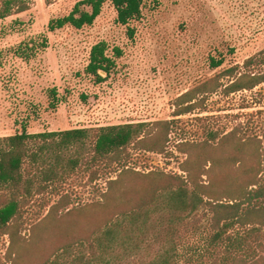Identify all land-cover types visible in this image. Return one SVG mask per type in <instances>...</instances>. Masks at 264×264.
Instances as JSON below:
<instances>
[{
  "label": "rangeland",
  "instance_id": "374dc122",
  "mask_svg": "<svg viewBox=\"0 0 264 264\" xmlns=\"http://www.w3.org/2000/svg\"><path fill=\"white\" fill-rule=\"evenodd\" d=\"M78 1L30 0L28 10L0 20V136L20 132L24 125L29 133H37L139 122L147 123L146 131L156 136L161 127L155 124L166 120L171 124L164 152L133 143L124 156L126 168L186 177L183 167L188 154L180 148H191V158L199 157L205 169L209 158L216 161L209 171L193 172L196 177L227 182L239 173L235 144L241 140L239 155L248 164L256 149L261 153L259 175L264 177V82L252 89L224 91L234 79L224 75L231 66H239L238 75L264 73V63L243 67L247 58L264 50V0H146L140 18L128 26L116 22V11L106 2L91 25L49 32L48 21L68 14ZM42 36L48 47L34 57L23 60L14 55L13 48L21 41ZM100 41L107 44L109 55H116L115 48L121 54L114 58L109 76L98 82L86 67L91 47ZM210 56H223L224 62L211 68ZM99 74L105 76L102 71ZM215 76H219L218 88L197 92L191 102L198 103L194 109L176 116L177 109L188 104L181 103V95ZM51 89L62 99L55 107L50 104ZM212 133L216 135L212 143L218 148L211 154L197 149ZM229 133L234 139L221 141ZM184 142L195 146H181ZM119 172L105 162L81 165L69 177L34 195L22 209L18 227L22 242H32L36 225L50 231L76 221L78 234L99 225L107 215L99 204L113 205L112 196L118 191L109 189L108 181ZM144 184L143 177L127 173L120 186L131 190ZM140 225L144 229L143 234L136 231L140 246L123 256V264L155 257L170 245L176 249L173 264H212L222 255L223 242L212 241L216 229L205 206L181 221L171 222L162 212ZM238 230L237 226L229 228L227 234ZM9 245L8 234L1 235L0 264H10ZM79 253L85 259L92 257L85 243L73 247L64 263L72 264Z\"/></svg>",
  "mask_w": 264,
  "mask_h": 264
},
{
  "label": "trees",
  "instance_id": "16d2710c",
  "mask_svg": "<svg viewBox=\"0 0 264 264\" xmlns=\"http://www.w3.org/2000/svg\"><path fill=\"white\" fill-rule=\"evenodd\" d=\"M145 1L80 0L68 14L51 18L47 23V30L53 32L65 26L80 29L91 25L106 2L114 7L116 22L128 26L131 20L140 18ZM29 5L30 0H0V20L28 10ZM128 30L129 35L133 36V29L128 27ZM47 47L48 40L42 36L36 40L21 41L13 48V53L23 60H29ZM114 50L116 55H109L104 41L91 47L86 72L98 82L105 80L115 66L114 58L121 51L118 48ZM263 55L264 50L247 58L243 67L264 63ZM208 61L211 68H217L224 62V57L210 56ZM238 69L239 66L234 65L224 71V75L234 77L225 87L226 93L252 89L264 82V73L248 71L238 75ZM100 71L105 73L104 77L99 74ZM218 86L219 76H215L181 95V103L188 104L178 107L175 115L194 109L198 103L191 102L197 92H212ZM50 98L52 107L62 100L55 89L50 90ZM170 124L171 121H158L155 125L161 127V131L156 136L146 131L148 124L143 122L37 133H29L24 125L20 132L0 136V236L8 234L10 238L7 251L10 264H65L64 257L69 255L72 248L84 246L85 243L88 244L92 257L85 259V255L79 253L72 264H123V256L131 255L139 248L136 231L144 233L140 223L147 222L149 216L165 212L169 221H181L202 206L209 211L212 225L216 229L212 241L223 242L222 255L218 262L214 260L212 264H264V177L259 175L262 161L257 149L253 161L248 164L243 154L239 155L243 141L236 142L239 159L237 157L234 162L239 163V173L227 182L203 181L200 175L196 177L193 172L209 171L216 161L209 158L205 161L209 167L205 169L206 164L199 157L191 158V148L185 149L188 151L180 148L181 152L188 154L183 167L186 177L161 170L139 173L126 168L124 156L133 143L148 151L164 152ZM232 135L233 133L224 135L221 141H232ZM214 140L216 135L212 133L209 140L196 145V148L211 154L218 148L213 145ZM181 146L195 145L184 142ZM101 162L108 166L114 165L116 170L120 169L118 177L108 181L109 189L116 187L115 190L118 191L112 196L113 205L99 204L103 212L107 213L104 215L105 219L83 234L75 233L76 221L65 227H53L50 231L42 225H34L32 242H22L18 227L22 209L32 197L44 192L54 182L69 177L79 166ZM127 173L143 177L145 184L137 189H123L120 186L121 177ZM219 196L228 199L222 201L218 199ZM68 213L70 212H66ZM235 226L240 230L234 235L227 234V230ZM175 251V247L170 245L155 257L127 264H173Z\"/></svg>",
  "mask_w": 264,
  "mask_h": 264
}]
</instances>
